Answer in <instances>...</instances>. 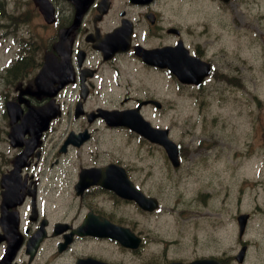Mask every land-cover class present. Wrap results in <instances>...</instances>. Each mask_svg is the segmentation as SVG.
<instances>
[{
    "label": "flooded vegetation",
    "instance_id": "af4514ba",
    "mask_svg": "<svg viewBox=\"0 0 264 264\" xmlns=\"http://www.w3.org/2000/svg\"><path fill=\"white\" fill-rule=\"evenodd\" d=\"M173 1L189 10V0H0V39L9 42L0 63V264H127L125 256L150 248L156 250L135 264H264V196L260 209L242 199L248 177L236 180L228 221L217 219L220 225L201 237L194 226L142 225L160 210L142 209L114 189L127 178L156 197L144 184L153 173L126 163L107 143L133 138L167 159L163 148L114 120L140 116L169 135L173 97L169 90L165 103L158 83L196 87L157 66L164 53L167 62L180 46L209 62L199 87L238 79L216 72L199 45L188 44ZM217 1L237 3L209 0ZM262 7L255 18L264 30ZM242 12L248 25L254 13ZM240 31L248 36V28ZM164 110L171 112L165 125Z\"/></svg>",
    "mask_w": 264,
    "mask_h": 264
},
{
    "label": "rangeland",
    "instance_id": "374dc122",
    "mask_svg": "<svg viewBox=\"0 0 264 264\" xmlns=\"http://www.w3.org/2000/svg\"><path fill=\"white\" fill-rule=\"evenodd\" d=\"M173 3H176L175 23L184 28L188 44L199 45L205 57L213 62L216 72L228 76L235 73L238 79L230 82L217 79L198 89L158 83V93L165 103L169 100V90L173 97L170 112L173 125L169 136L180 148L178 169L170 166L160 148L137 144L133 138H110L107 145H115L123 151L126 163L144 168L142 172L153 173L144 184L148 188L155 187L153 194L161 202L160 212L157 219L146 218L147 223L142 225L160 226L163 231L172 227L193 230L194 226L201 237L202 231L207 233L220 225L217 219L222 223L228 221L226 216L234 206L239 178L249 179L243 186L242 199H251L261 208L264 196V30L255 15L260 11L257 6H263L264 27V0L231 1L226 7L218 1L189 0V10L185 5ZM242 10L254 13L248 25L244 24L246 17ZM221 16L227 18V27L219 24ZM218 25L226 30L219 29ZM243 27L249 29L246 37L240 31ZM7 47L9 42L0 39V63L8 59ZM240 80L245 82V87ZM234 82L237 86L232 84ZM163 112L165 125L170 113ZM199 193H204L203 200ZM251 208L250 205L248 210ZM134 211L130 212L134 214ZM154 250H143L138 256H147V251ZM138 256L122 259L127 264H135Z\"/></svg>",
    "mask_w": 264,
    "mask_h": 264
},
{
    "label": "water",
    "instance_id": "95a60500",
    "mask_svg": "<svg viewBox=\"0 0 264 264\" xmlns=\"http://www.w3.org/2000/svg\"><path fill=\"white\" fill-rule=\"evenodd\" d=\"M138 54H142L147 63L156 64V57L149 51H143ZM161 58L163 61L161 64H157V66L169 68L181 83L198 85L210 71L208 63L200 60L198 57L191 56L186 49H181L180 46L174 47V52L173 54L168 55L167 62L165 53ZM114 120L119 121L122 124H128L132 130L144 138L163 146L173 165H179L177 146L167 138L166 130L152 128L149 123L140 116L135 119H128L126 116H119ZM114 189L119 195L127 199L135 200L143 209L152 210L157 205L155 200L145 198L139 191L135 190L128 181L117 183ZM199 263L201 262H194V264Z\"/></svg>",
    "mask_w": 264,
    "mask_h": 264
}]
</instances>
